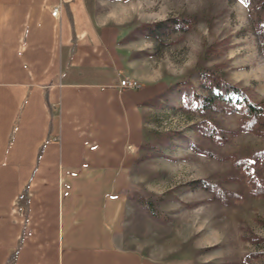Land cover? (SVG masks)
<instances>
[{
  "label": "crops",
  "instance_id": "crops-1",
  "mask_svg": "<svg viewBox=\"0 0 264 264\" xmlns=\"http://www.w3.org/2000/svg\"><path fill=\"white\" fill-rule=\"evenodd\" d=\"M60 5L59 18L51 17ZM112 0H0V264H164L121 244L154 86Z\"/></svg>",
  "mask_w": 264,
  "mask_h": 264
},
{
  "label": "rangeland",
  "instance_id": "rangeland-1",
  "mask_svg": "<svg viewBox=\"0 0 264 264\" xmlns=\"http://www.w3.org/2000/svg\"><path fill=\"white\" fill-rule=\"evenodd\" d=\"M112 1L122 2L112 14L122 22L136 81L158 93L147 102L144 139L128 163L120 244L164 264H264V198L251 194L247 175L230 159L264 150V137L230 135L240 115L199 113L192 101L193 93L206 94L200 75L212 73L264 106L259 0ZM200 126L227 141L213 142ZM205 150L219 158L199 153ZM210 184L240 200L222 203Z\"/></svg>",
  "mask_w": 264,
  "mask_h": 264
},
{
  "label": "trees",
  "instance_id": "trees-1",
  "mask_svg": "<svg viewBox=\"0 0 264 264\" xmlns=\"http://www.w3.org/2000/svg\"><path fill=\"white\" fill-rule=\"evenodd\" d=\"M238 1L243 2L245 5L252 2V0ZM256 7L263 12V15L258 19L257 31L264 32V0H259ZM200 82L206 94L193 93L192 101L195 111L199 113L205 111L224 112L227 114L236 113L241 116L240 124L237 131L230 132V135L234 136L239 133H247L264 137L263 105L253 103L243 89L228 84L220 76L215 74L204 73L200 75ZM200 130L217 144H222L227 141V138L220 136L213 127L200 126ZM199 153L206 157H218L208 150L199 151ZM230 159L235 168L245 172L247 175L248 178L245 183L249 187L251 194L256 198H264V150L254 152L250 159H241L238 157H232ZM253 173H260V177L252 175ZM229 180L233 181V179ZM209 189L214 192L215 197L222 203H227L228 199L240 200L239 194L223 191L217 184H210Z\"/></svg>",
  "mask_w": 264,
  "mask_h": 264
},
{
  "label": "built area",
  "instance_id": "built-area-1",
  "mask_svg": "<svg viewBox=\"0 0 264 264\" xmlns=\"http://www.w3.org/2000/svg\"><path fill=\"white\" fill-rule=\"evenodd\" d=\"M60 14V5L53 6L50 10L51 17L58 19ZM120 87L125 89L136 90L140 88V84L133 79H123L120 81Z\"/></svg>",
  "mask_w": 264,
  "mask_h": 264
}]
</instances>
